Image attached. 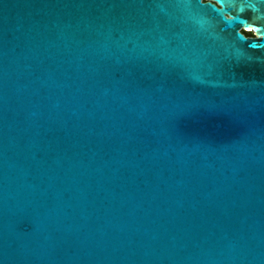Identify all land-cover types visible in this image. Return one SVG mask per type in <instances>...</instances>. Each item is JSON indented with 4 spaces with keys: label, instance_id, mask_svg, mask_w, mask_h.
Segmentation results:
<instances>
[{
    "label": "water",
    "instance_id": "water-1",
    "mask_svg": "<svg viewBox=\"0 0 264 264\" xmlns=\"http://www.w3.org/2000/svg\"><path fill=\"white\" fill-rule=\"evenodd\" d=\"M258 37L264 0H0V264H264Z\"/></svg>",
    "mask_w": 264,
    "mask_h": 264
},
{
    "label": "clouds",
    "instance_id": "clouds-1",
    "mask_svg": "<svg viewBox=\"0 0 264 264\" xmlns=\"http://www.w3.org/2000/svg\"><path fill=\"white\" fill-rule=\"evenodd\" d=\"M225 20L227 21V22H230L231 21V17L230 16H227V17H225ZM244 31H247V29H243ZM260 39H264V37H258L257 38V40H260Z\"/></svg>",
    "mask_w": 264,
    "mask_h": 264
},
{
    "label": "trees",
    "instance_id": "trees-1",
    "mask_svg": "<svg viewBox=\"0 0 264 264\" xmlns=\"http://www.w3.org/2000/svg\"><path fill=\"white\" fill-rule=\"evenodd\" d=\"M244 34L246 35H251V36H254L252 33H248V32H244Z\"/></svg>",
    "mask_w": 264,
    "mask_h": 264
},
{
    "label": "flooded vegetation",
    "instance_id": "flooded-vegetation-1",
    "mask_svg": "<svg viewBox=\"0 0 264 264\" xmlns=\"http://www.w3.org/2000/svg\"><path fill=\"white\" fill-rule=\"evenodd\" d=\"M246 36H247V37H253V36H251V35H247V34H246Z\"/></svg>",
    "mask_w": 264,
    "mask_h": 264
}]
</instances>
